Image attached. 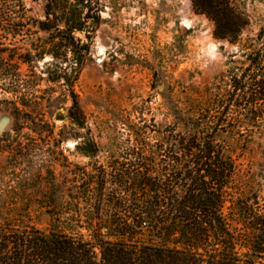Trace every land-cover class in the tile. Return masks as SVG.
Segmentation results:
<instances>
[{
	"label": "rangeland",
	"instance_id": "obj_1",
	"mask_svg": "<svg viewBox=\"0 0 264 264\" xmlns=\"http://www.w3.org/2000/svg\"><path fill=\"white\" fill-rule=\"evenodd\" d=\"M23 1L29 28L14 35L0 0V235L50 228V210L78 204L88 178H104L102 201L79 206L126 218L131 172L164 176L191 160L179 138L194 133L192 117L220 119L217 143L237 163L224 214L244 229L238 201L264 205V0H92L91 27L64 56L18 60L15 72L17 55L49 37L48 0Z\"/></svg>",
	"mask_w": 264,
	"mask_h": 264
},
{
	"label": "trees",
	"instance_id": "obj_2",
	"mask_svg": "<svg viewBox=\"0 0 264 264\" xmlns=\"http://www.w3.org/2000/svg\"><path fill=\"white\" fill-rule=\"evenodd\" d=\"M1 1L15 13L8 28L12 34L29 28L31 17L23 0ZM97 10L92 0H48L47 17L39 26L49 37L42 45H33L34 54L17 55L14 71L18 72V60L64 56L60 51L74 46V32L90 28L88 20L95 18ZM222 13L218 23L230 26L232 15L225 9ZM54 78L50 77L57 80ZM204 118L185 119L194 127L187 139L179 138L185 155L191 158L188 163L177 161L180 168L164 176L145 170L128 175L132 200L126 218L105 219L102 208L96 206L83 210L79 203L90 201L93 194L102 201L105 185L104 178L85 179L81 190L71 195L78 204L50 210V228L31 226L21 232L1 233L0 264H264L254 257L264 254V205L240 199L244 229L231 225L224 206L237 163L231 149L217 143L220 119L210 125ZM115 178L117 184L124 182ZM239 246H249L253 256L240 255Z\"/></svg>",
	"mask_w": 264,
	"mask_h": 264
},
{
	"label": "water",
	"instance_id": "obj_3",
	"mask_svg": "<svg viewBox=\"0 0 264 264\" xmlns=\"http://www.w3.org/2000/svg\"><path fill=\"white\" fill-rule=\"evenodd\" d=\"M2 129H3V124L0 125V131H2Z\"/></svg>",
	"mask_w": 264,
	"mask_h": 264
}]
</instances>
